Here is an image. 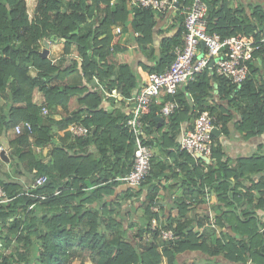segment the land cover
<instances>
[{"label":"trees","instance_id":"16d2710c","mask_svg":"<svg viewBox=\"0 0 264 264\" xmlns=\"http://www.w3.org/2000/svg\"><path fill=\"white\" fill-rule=\"evenodd\" d=\"M111 1L38 0L32 17L27 0H0V132L5 130L12 137L7 142L10 170L1 171L6 161L0 154V184L9 198L0 202V264H75V258L85 264L88 252L97 264H184L179 257L190 250L208 254L207 264H264V224L254 217V210L247 213L242 208L249 194L241 191L248 181L264 191V154L241 157L231 168L222 153L215 156L214 147V159L207 163L181 149L177 141L183 121L203 110L215 113L208 104L214 83L230 103L241 97L254 102L257 118L249 136L261 132L264 0H206L210 32L245 34L260 42L262 49L255 52L249 77L240 87L215 68H205L184 82V88L179 86L174 98L180 106L164 116L163 125H158L154 108L143 115L146 142L151 145L153 137L157 138L162 147L177 148V160L184 157L176 165L193 179L190 192L200 199L208 188L218 200L215 220L220 233L205 226L208 213L195 227L188 216L191 206L177 201L178 217L166 218L180 236L171 242L150 230L151 218L157 215L151 206L161 188L153 168L141 186L129 187L124 195L136 196L146 212L133 240L128 238L134 225L125 227L122 199L110 196L124 183L117 176L132 166L134 133L124 123L128 114L116 115L105 101L114 92H120L123 100L133 96L140 88L139 66L148 74L165 71L175 58L176 46L183 45L185 22L175 34L160 39L157 51L159 13L132 8L129 0ZM192 1L181 0L180 7ZM116 26L132 34V42L154 60L153 65L141 59L131 63L118 59L117 54L127 47L114 42ZM46 42L64 44L59 61L42 56ZM36 90L47 106L63 107L66 114L60 121L43 113L42 105L34 100ZM24 121L32 124V131L16 133L15 126ZM71 122L90 126V137H74L66 130L56 140L54 125L66 129ZM77 143L85 148L95 145L96 151H73ZM257 173L261 174L258 181L248 180ZM44 174L46 182L34 187ZM258 204L264 206L262 193ZM144 233H152V240L142 245Z\"/></svg>","mask_w":264,"mask_h":264},{"label":"built area","instance_id":"2783aa9c","mask_svg":"<svg viewBox=\"0 0 264 264\" xmlns=\"http://www.w3.org/2000/svg\"><path fill=\"white\" fill-rule=\"evenodd\" d=\"M116 0H112L113 4ZM181 0H129L130 6L151 9L167 14L179 12L184 18L185 30L183 45L176 46L175 58L170 66L162 72H150L147 82L137 90L132 97V107L125 119V126L134 133L135 150L130 170L117 176L116 180L127 183L130 187H139L151 174L153 168V150L145 140L143 115L157 107L161 116L173 114L180 106L174 95L184 82L192 80L195 75L205 68L216 69L219 75H224L236 86L240 87L249 77L250 63L256 59L255 52L261 50L260 42L253 36L245 34H222L208 29V3L206 0H193L190 4L180 7ZM122 32L121 26H116L114 35ZM138 32H136L137 34ZM138 35V34H137ZM205 42V46L202 42ZM134 44V47H137ZM203 53L202 57L199 55ZM264 61V50L262 51ZM211 62L213 65H210ZM43 113L49 112L43 106ZM218 116L209 110H203L194 119L193 127L184 129L180 136V147L197 158L211 157L214 146L213 129L216 127ZM66 130L74 137L86 138L91 133V127L82 122H71ZM32 131L29 121L20 122L15 126L16 133ZM48 179L41 175L35 184L42 185ZM9 200L7 191L0 184V202ZM189 203V201H188ZM151 210L157 214L152 216L150 230L159 232L164 241L177 240L179 232L169 223H165L160 215L159 205L154 203ZM210 222L217 228L215 217L210 211ZM163 223V224H162ZM264 229V228H263Z\"/></svg>","mask_w":264,"mask_h":264},{"label":"crops","instance_id":"0c3cea01","mask_svg":"<svg viewBox=\"0 0 264 264\" xmlns=\"http://www.w3.org/2000/svg\"><path fill=\"white\" fill-rule=\"evenodd\" d=\"M159 13V12H158ZM158 31L160 33L156 36V47L157 51L160 49L159 41L165 35H172L175 34L179 27L181 26V22H184L183 16L179 12H171L167 14L159 13L158 15ZM164 31V32H163ZM114 42L119 44L122 48L127 47L122 52L117 54L119 60L131 63L134 60L141 59L147 65H153L154 60L149 59L148 56L143 53L139 48L134 47V42H132V34L129 32H121L118 35H115ZM64 44L63 43H52L48 45L49 58L53 61V63L59 61L60 57L63 55L64 51ZM159 54V53H158ZM261 63V61H260ZM139 87L141 88L146 82L148 78V71L139 66ZM264 70V65H263ZM96 82V81H95ZM94 82V83H95ZM215 90L212 92V96L208 98V104H211L214 107V111L217 116L218 120L216 122V127L218 128V134L214 137V148L217 151L215 156H219L221 153H226L227 162L229 159L232 163H236L238 159L241 157H249L255 154H264V126L261 129V132L256 135L249 136V129H251L252 125L255 123L257 115L254 111V102L249 100L248 98L241 97L236 101V103H230L227 98H222L217 90V84H213ZM184 84L181 88H184ZM139 88V89H140ZM137 89V90H139ZM135 90L134 93L137 91ZM189 98L191 97L190 94H186ZM34 100L38 102V104L45 105L44 97L41 95L40 91L36 90L34 93ZM124 102V103H123ZM253 102V103H251ZM106 107L110 110L115 111L116 115L125 117L131 110L132 101L129 98L122 99L120 92H114L112 95H109L105 101ZM49 110V114L54 117L55 120L60 121L66 114V111L63 109L62 106H47ZM157 116H161L157 113V107H154ZM247 115V117H246ZM163 119L158 121V125L161 126L164 124L166 118L162 116ZM194 119L192 118L190 121H183L180 124V134L177 138V141L180 142V136L184 129H189L192 124L194 123ZM66 129H60L58 124L54 125V135L55 139L58 140L61 135H64ZM90 137V135L88 136ZM12 137L6 133L5 130L0 132V150H6V154L9 153V144L7 143ZM73 137L68 138V142L70 143ZM161 141L159 139L154 138L152 139V150H153V173L157 174L161 179V188L158 191L156 197V204L159 205L160 208V215L161 219L164 220L165 223H168V219L166 220L167 216L172 215V217H178L179 209L176 206L177 201H185L187 204L191 206V210L188 213L189 219H191V223L195 227H199V218L202 217L205 213L210 215V211L213 213L215 217L216 211L218 209V200L216 194L213 191H209L208 188L205 189V194L203 197L198 198L195 194L190 192L189 184L193 181L186 172V169L181 168L180 164L184 157L180 160L176 159L175 153L176 147L172 148H165L162 147ZM92 150L96 151L95 145H90L89 147H83L79 143L74 144L73 151L81 152L84 150ZM219 153V154H218ZM225 157V155L223 154ZM214 157V155H213ZM211 157L202 158L207 163L211 162ZM223 159L225 160V158ZM6 161V160H4ZM229 163V162H228ZM234 164H230L231 168H234ZM10 166L7 163L2 167L1 171L9 170ZM261 174L257 173L251 176L250 179H254L258 181ZM261 186V185H260ZM259 184L248 181L244 186L241 188V191L245 194L248 193L249 199H245L243 202L242 208H247L245 210H254V217L262 224H264V206L261 207L258 204L259 195L264 191L260 189ZM130 186L127 183H120L115 193L110 196V199H115V197H119L120 200L123 199L127 202L132 199V202H135V205H128L124 204L126 210V217L125 219V227L129 225V216L131 213L136 214L140 212V209L145 211L144 207L141 206L138 198L136 196L127 197L125 193ZM249 190L247 191V189ZM245 197V196H244ZM189 201V203H188ZM130 202V201H129ZM129 206V207H128ZM142 211V213H143ZM142 213L139 214L140 220H145V217L142 216ZM127 220V221H126ZM141 222V221H140ZM210 222H206L205 226L208 225ZM215 223L216 220H215ZM131 224V223H130ZM140 224V223H138ZM264 228V226H263ZM216 230L220 233L222 230L221 227L217 226ZM179 259L184 264H207V260L209 259V255L202 253L200 250H190L184 252L180 255ZM225 261V260H224ZM248 264H253L249 261Z\"/></svg>","mask_w":264,"mask_h":264},{"label":"rangeland","instance_id":"374dc122","mask_svg":"<svg viewBox=\"0 0 264 264\" xmlns=\"http://www.w3.org/2000/svg\"><path fill=\"white\" fill-rule=\"evenodd\" d=\"M37 1L38 0H27V2H28V6H29V12H30V14H31V16L33 17L34 15H35V7H36V3H37ZM1 151L2 150H0V154H1ZM6 152V151H5ZM224 155H225V160L227 161V159L226 158H229V157H227V154L226 153H223ZM3 160H6V159H3ZM230 164H234V163H232L231 162V160L229 159V161H228ZM7 163H9V160H6V164ZM236 166V165H235ZM9 170H10V168H9ZM130 201V202H129ZM128 202L126 201V200H124V203H122V212H121V214H122V217H123V219L125 220V219H128L127 217H126V210H125V207L123 206L124 204H127L128 203V205L130 204V203H133V204H131V205H135V202H132V199L131 200H129ZM122 202H123V199H122ZM130 206V205H129ZM128 206V207H129ZM142 209H140V212L139 213H136V214H133V213H131L130 214V216H129V225H130V223H133V227L132 228H129V235H128V238L129 239H132L134 236V233L136 232V230H137V228L139 227V226H141L142 224H143V222L145 221V220H140V218H139V214L140 213H142ZM250 212V210L247 212V213H249ZM142 216L143 217H146V212L145 211H143V213H142ZM127 221V220H126ZM141 221V222H140ZM214 222H215V220H214ZM138 223H140V224H138ZM216 225L217 226H219L218 225V223H216ZM129 227V226H128ZM207 227H211V228H213V229H215V230H218L215 226H213L212 225V222H209L208 223V225H207ZM220 227V226H219ZM152 234V233H151ZM151 234H148V233H144L143 234V236L141 237V243L140 244H142V245H144L145 243H148V242H150L152 239H151ZM160 239H162L163 240V238L162 237H159ZM133 240V239H132ZM161 240V241H162ZM135 241V240H134ZM160 242V241H159ZM93 257H92V255H91V253L90 252H88L87 254H86V258H85V264H97V262L94 260V259H92ZM74 262H75V264H80L81 263V260L80 259H77V258H75V260H74Z\"/></svg>","mask_w":264,"mask_h":264},{"label":"water","instance_id":"95a60500","mask_svg":"<svg viewBox=\"0 0 264 264\" xmlns=\"http://www.w3.org/2000/svg\"><path fill=\"white\" fill-rule=\"evenodd\" d=\"M48 45H49V42H46V46H45L44 50L42 51V56H43V57L47 56V54L49 53ZM202 45L205 46V42H204V41L202 42ZM202 56H203V53H201V54L199 55V57H202ZM210 65H213V63L211 62ZM210 70L213 71L212 68H211ZM95 81H96V80H95ZM156 119L159 121V120H162L163 117H162V116H157ZM213 133H214V135L218 134V128H217V127H215V128L213 129ZM5 151H6V150H4V149L1 151L2 158H3V159H6V160H9V157H8V155L6 154ZM204 158H205V157H204Z\"/></svg>","mask_w":264,"mask_h":264}]
</instances>
